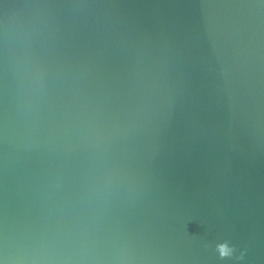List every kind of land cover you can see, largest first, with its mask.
Here are the masks:
<instances>
[{
	"label": "water",
	"instance_id": "obj_1",
	"mask_svg": "<svg viewBox=\"0 0 264 264\" xmlns=\"http://www.w3.org/2000/svg\"><path fill=\"white\" fill-rule=\"evenodd\" d=\"M0 264H264V0H0Z\"/></svg>",
	"mask_w": 264,
	"mask_h": 264
},
{
	"label": "clouds",
	"instance_id": "obj_2",
	"mask_svg": "<svg viewBox=\"0 0 264 264\" xmlns=\"http://www.w3.org/2000/svg\"><path fill=\"white\" fill-rule=\"evenodd\" d=\"M218 248H219L220 255H221L222 258L232 256V254H233V252L235 250V246L230 248V247H228L227 244H220L218 246ZM237 259H242V256L241 257H237Z\"/></svg>",
	"mask_w": 264,
	"mask_h": 264
}]
</instances>
